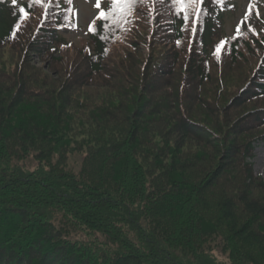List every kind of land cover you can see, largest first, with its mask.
<instances>
[{
  "label": "trees",
  "instance_id": "obj_1",
  "mask_svg": "<svg viewBox=\"0 0 264 264\" xmlns=\"http://www.w3.org/2000/svg\"><path fill=\"white\" fill-rule=\"evenodd\" d=\"M27 2L0 0V52L15 56L0 64V264H57L55 252L60 264H264L251 163L264 134L246 135L264 110L241 114L264 100V57L239 89L206 66L219 16L187 47L188 11L154 0L151 17L150 0H133L77 46L65 13L40 27L42 5ZM69 228L95 247L61 239Z\"/></svg>",
  "mask_w": 264,
  "mask_h": 264
},
{
  "label": "rangeland",
  "instance_id": "obj_2",
  "mask_svg": "<svg viewBox=\"0 0 264 264\" xmlns=\"http://www.w3.org/2000/svg\"><path fill=\"white\" fill-rule=\"evenodd\" d=\"M22 1L25 0H15V5L20 4ZM50 1L52 2L53 0H44L43 2V9L46 13L40 17L38 22L40 27L46 24L47 16L56 17V12H53L54 9L50 6L48 7V2ZM68 3L73 9L75 21L71 41L77 46L87 44L85 33L89 31V25L98 20L95 19L97 16L96 0H70ZM36 4L40 7L39 3ZM186 9L192 15L186 26V28H190V30L187 29L188 31L186 33L187 47H190L193 36H198L199 34L198 28L200 25L194 22L197 13H201L202 16L209 14L208 18L216 17L218 14L222 26L219 28L216 25L215 45L217 47L221 41L225 40L227 43L218 54H214L210 58L206 66H209L208 70L212 73H219L220 70L226 69L229 72L226 78L228 77L232 87L241 89L242 87L252 86L259 78V68L264 56V0H202V2L201 0H195V2L187 3ZM143 10L145 11L144 8ZM238 28L240 35L238 38H234L237 36ZM145 37L146 39L148 38V36ZM232 50L234 53H232ZM9 51L10 49L6 48L5 51L0 52V64L9 65L10 62L15 63L13 58L14 54ZM242 56L243 58L239 59ZM236 61V65L229 66V64L231 65ZM51 62L52 59L47 58L43 61L34 60L33 64L37 68L47 69L48 64ZM239 62L242 64L237 67ZM214 77L223 82L221 74L214 75ZM242 84L244 85L241 86ZM236 91L233 90V92ZM251 91L252 88L249 87V93ZM252 110H264V100H250V104L245 105L241 114L246 115L252 112ZM262 134H264V128L250 131L246 135L249 139H252ZM254 147V158L251 160L253 175L258 181L261 180L264 182V143H256ZM79 159L80 156L71 157L68 159V166L71 169H75V162L79 161ZM27 165L31 169L35 166L34 163L29 162ZM253 195H257L258 199L264 200V192L262 191H255ZM67 231V236L61 237V239H67L69 244L76 245L77 243H84L95 247L91 237L86 232H82L79 228L74 231L69 228ZM55 250L57 251L58 248ZM76 258L77 255L74 253V256L70 257V264L76 261ZM50 259L57 262V264L62 263L56 256V252ZM218 261L222 264H229L226 254L219 256Z\"/></svg>",
  "mask_w": 264,
  "mask_h": 264
},
{
  "label": "snow or ice",
  "instance_id": "obj_3",
  "mask_svg": "<svg viewBox=\"0 0 264 264\" xmlns=\"http://www.w3.org/2000/svg\"><path fill=\"white\" fill-rule=\"evenodd\" d=\"M36 3H39L41 5H43L44 0H35ZM191 2H195V0H174V3H191ZM202 2V0H201ZM13 4H15V0H13ZM132 5H133V0H110V7L108 10H101L97 13V16L95 19H99L101 20V22L103 23L104 21H106L110 15H114L115 12H120L124 15H127L131 9H132ZM97 8H100V0H96V5ZM21 13H24L25 15L27 13L24 12V9L21 8L20 9ZM184 11V20L187 21L188 20V13H187V9H183ZM199 20V14L197 13V16L195 17L194 22L198 23ZM251 30V29H249ZM89 31L94 32L96 31L95 28V23L93 22V24L89 25ZM240 35V30L239 28L237 29V36L234 38H238ZM227 43V41H221L220 45H218L215 49L214 54H218L225 46V44Z\"/></svg>",
  "mask_w": 264,
  "mask_h": 264
}]
</instances>
